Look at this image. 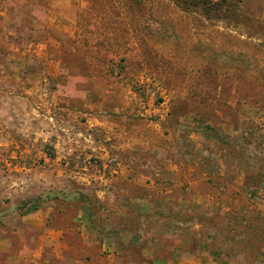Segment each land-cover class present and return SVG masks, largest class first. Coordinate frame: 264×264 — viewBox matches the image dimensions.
I'll return each instance as SVG.
<instances>
[{
	"label": "rangeland",
	"instance_id": "1",
	"mask_svg": "<svg viewBox=\"0 0 264 264\" xmlns=\"http://www.w3.org/2000/svg\"><path fill=\"white\" fill-rule=\"evenodd\" d=\"M54 1L5 0L6 25L19 39H48L61 72L51 76L31 56L44 71L38 78L43 100L9 119L0 116V264H37L40 258L20 256L37 246L38 233L27 230L25 245L23 233L5 231L3 220L50 205L55 223L68 224L84 209L101 236L84 252L82 241L68 234L74 247L64 260L50 250L39 264L257 259L264 247V182L250 203L202 210L188 195L181 215L161 190L171 183L167 167L170 159L179 161L180 141L202 129L214 134L221 112L239 117L235 101L245 103L240 112L260 142L254 158L264 165L257 124L264 113V0H71L74 13L52 12ZM122 196L124 211L129 196L139 210L123 216ZM116 222L130 238L122 237V247L110 239L103 247V234Z\"/></svg>",
	"mask_w": 264,
	"mask_h": 264
},
{
	"label": "crops",
	"instance_id": "2",
	"mask_svg": "<svg viewBox=\"0 0 264 264\" xmlns=\"http://www.w3.org/2000/svg\"><path fill=\"white\" fill-rule=\"evenodd\" d=\"M54 2L52 12H76V7L71 3V0H55ZM10 13L11 9H9L7 2L0 0V114H2L0 116L7 115V119L11 117L12 111L21 108L27 112L28 107L40 102L39 100H43V85L39 84L38 78L43 76L44 71L32 64L31 56L37 55V58L46 65V72L51 76L61 72L60 60L54 52L49 51L48 39H19L17 32L6 25ZM55 20L59 21L58 18ZM49 39L53 42L55 38L51 36ZM26 68L28 69V72L25 73L27 77L22 79L20 75ZM244 105L245 103L239 104L238 101L233 103V109L236 110L239 117L233 118L229 115H223L221 112L218 121L214 123L216 124L214 134H209L202 129L194 135L187 136L186 141H180V159L174 164L170 159L167 167L170 172L171 183L164 187L165 190H161L164 194V202L168 206L170 205V208H174L173 212L178 210L180 215L185 212L183 207L190 202L188 195L201 205L202 210H205L206 207L203 206L207 205L218 207L220 205H236L245 201L253 202L251 199L253 194L257 192L258 188L263 187L264 165L257 157L254 158L253 153L260 142L255 141L252 137L257 134L256 132L255 134L250 133L251 129L248 125H252V121H247V116L240 112ZM238 106L239 111L237 110ZM257 124L259 127L261 126L259 120ZM192 145L195 146V152L188 147ZM193 152L195 153L194 157L192 156ZM263 153L264 149L261 155ZM187 163L189 168L186 166ZM150 184L158 187L154 180ZM123 199V196L119 198V212H126L125 214L128 215L139 210L138 199L129 196L131 208L124 211ZM146 204L154 207L159 203L147 199ZM177 204H179V208ZM225 207L226 209L231 208L230 206ZM54 209L55 207L52 205L47 207V210L42 206L36 208L34 212L14 214L4 218L5 231L23 233L25 245H29L24 234L27 230L38 233L37 246L25 247L27 251L25 250V254L20 256L21 259L26 256V259L30 261L36 260L35 258L41 260L48 251L52 250L58 259L64 260V251L74 247L66 239L68 234L76 236L82 241V246H79L83 247L84 252L88 250V247H92L94 242L98 241V236L100 238L101 234L97 228L92 226L84 209H79L68 224L62 221L59 223L51 221L50 214ZM261 217H264V211L261 212ZM115 226L111 230L112 232L103 234V238L106 240L102 244L103 247H106L105 243L108 239H110V244L115 245L113 247H122V237L130 238L131 233L125 231L123 225H118L116 222ZM176 243L180 244V247L183 245V241L180 239ZM6 248L11 249L12 247H4V250ZM39 260L36 261L37 264H39ZM81 262L87 264L85 259L78 260V264ZM247 264H264V260L251 259L247 261Z\"/></svg>",
	"mask_w": 264,
	"mask_h": 264
},
{
	"label": "trees",
	"instance_id": "3",
	"mask_svg": "<svg viewBox=\"0 0 264 264\" xmlns=\"http://www.w3.org/2000/svg\"><path fill=\"white\" fill-rule=\"evenodd\" d=\"M203 3H208L209 1H207V0H203L202 1ZM8 216V215H7ZM217 251H218V249H216ZM230 251V250H229ZM227 253H228V250L226 251ZM235 253H237L236 251H235ZM257 253H258V258L256 259V257H253L254 258V260H264V247L262 248V250H258L257 251Z\"/></svg>",
	"mask_w": 264,
	"mask_h": 264
},
{
	"label": "built area",
	"instance_id": "4",
	"mask_svg": "<svg viewBox=\"0 0 264 264\" xmlns=\"http://www.w3.org/2000/svg\"><path fill=\"white\" fill-rule=\"evenodd\" d=\"M260 122H261V128H262V130L264 131V113H262V116H261V118H260Z\"/></svg>",
	"mask_w": 264,
	"mask_h": 264
}]
</instances>
